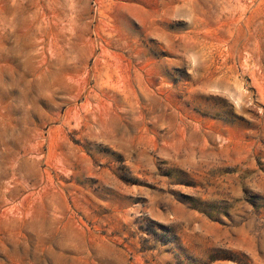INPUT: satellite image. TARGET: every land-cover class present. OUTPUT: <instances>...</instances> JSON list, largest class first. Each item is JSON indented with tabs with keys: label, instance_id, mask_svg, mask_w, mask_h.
I'll return each mask as SVG.
<instances>
[{
	"label": "rangeland",
	"instance_id": "rangeland-1",
	"mask_svg": "<svg viewBox=\"0 0 264 264\" xmlns=\"http://www.w3.org/2000/svg\"><path fill=\"white\" fill-rule=\"evenodd\" d=\"M0 264H264V0H0Z\"/></svg>",
	"mask_w": 264,
	"mask_h": 264
}]
</instances>
